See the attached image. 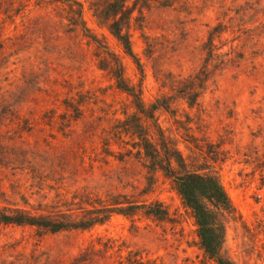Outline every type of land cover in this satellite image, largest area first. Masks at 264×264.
Wrapping results in <instances>:
<instances>
[{
  "label": "rangeland",
  "instance_id": "1",
  "mask_svg": "<svg viewBox=\"0 0 264 264\" xmlns=\"http://www.w3.org/2000/svg\"><path fill=\"white\" fill-rule=\"evenodd\" d=\"M95 1L65 0L82 5L97 43L67 5L0 0V208L37 214L65 209L72 196L123 194L161 203L168 219L114 214L56 233L0 224V264H124L129 254L214 264L171 180L156 171L148 182L131 138L118 128L135 109L116 88L110 54L147 106L169 104L155 120L187 170L215 174L227 192L234 212L224 218L222 255L264 264V0H130L139 65L98 24ZM206 63L204 90L189 106L176 91Z\"/></svg>",
  "mask_w": 264,
  "mask_h": 264
},
{
  "label": "trees",
  "instance_id": "2",
  "mask_svg": "<svg viewBox=\"0 0 264 264\" xmlns=\"http://www.w3.org/2000/svg\"><path fill=\"white\" fill-rule=\"evenodd\" d=\"M47 1L67 5L80 22L83 35L97 43L98 40L90 34L84 24L81 4H69L65 0ZM129 1L96 0L90 9L98 24L105 27L121 45L124 53L132 58L136 65H139L129 38V25L135 10L134 3L129 6ZM210 46L211 36L206 48L208 57L212 53ZM110 57L111 72L116 88L131 97L135 109L133 115L122 120L118 128L131 138V147L135 150L134 155L143 160V165L147 170L148 182L152 180L156 171L162 172L170 179L182 203L191 211L197 227L199 243L205 255L214 264H234L221 253L224 241V218L234 212L223 185L215 174L187 170L181 154L167 141L155 120V111L159 108L169 111V104L163 99H158L147 106L141 98L140 90L126 83L119 60L113 54H110ZM208 77L209 71L206 63L198 73L183 81L176 91L177 96L185 100L189 106H193L203 92ZM84 197L78 198L75 202L77 198L72 196L71 203L65 204L63 210L59 209L60 206L53 205L49 206L50 210L45 213L37 214L22 209L3 207L0 208V224L31 226L45 232L56 233L63 230H84L101 225L114 214L132 216L141 212L155 220L168 219V211L157 201L131 202L123 194L96 200H90L87 195ZM75 211H78V214H75ZM124 264L163 263L156 259L142 260L137 258L136 254H129Z\"/></svg>",
  "mask_w": 264,
  "mask_h": 264
}]
</instances>
